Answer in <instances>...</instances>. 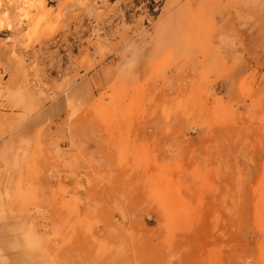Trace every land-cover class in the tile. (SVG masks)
Instances as JSON below:
<instances>
[{
  "label": "rangeland",
  "instance_id": "1",
  "mask_svg": "<svg viewBox=\"0 0 264 264\" xmlns=\"http://www.w3.org/2000/svg\"><path fill=\"white\" fill-rule=\"evenodd\" d=\"M4 8L0 264H264V0Z\"/></svg>",
  "mask_w": 264,
  "mask_h": 264
},
{
  "label": "bare ground",
  "instance_id": "2",
  "mask_svg": "<svg viewBox=\"0 0 264 264\" xmlns=\"http://www.w3.org/2000/svg\"><path fill=\"white\" fill-rule=\"evenodd\" d=\"M6 12H8L7 14H6ZM12 12L11 11H7L5 8L3 9V10H1L0 11V16H2V18L5 20V19H7V16L9 17V15H13V14H11ZM3 14H5L4 16H3ZM44 14V13H43ZM45 16V15H44ZM13 18V17H12ZM2 19V20H3ZM20 19V18H19ZM11 20H13V19H11ZM15 20H16V17H15ZM43 20V19H42ZM49 20V19H48ZM22 21V20H21ZM27 21V20H26ZM43 22V21H42ZM41 22V23H42ZM13 23H15V21L14 22H12V21H10V20H7V22L4 24V26L0 29V32H2V33H4L5 31H2V30H5L6 29V32H7V34H5V38L3 39V40H5V42H13L14 40H16V38L18 37L17 35H19V32H20V28H18L17 27V23H16V25L15 24H13ZM24 23H25V21H24ZM28 23V22H27ZM25 26V25H24ZM20 27V26H19ZM21 27H22V25H21ZM27 27V26H26ZM29 27V26H28ZM2 33H0V34H2ZM2 35H4V34H2ZM22 40V39H21ZM18 41H19V39H18ZM16 42H17V40H16ZM19 43V42H18Z\"/></svg>",
  "mask_w": 264,
  "mask_h": 264
},
{
  "label": "crops",
  "instance_id": "3",
  "mask_svg": "<svg viewBox=\"0 0 264 264\" xmlns=\"http://www.w3.org/2000/svg\"><path fill=\"white\" fill-rule=\"evenodd\" d=\"M227 81V80H226Z\"/></svg>",
  "mask_w": 264,
  "mask_h": 264
}]
</instances>
